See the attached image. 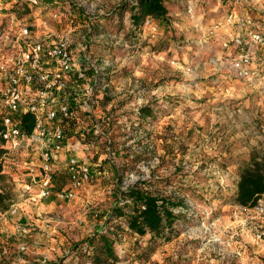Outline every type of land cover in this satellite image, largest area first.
Listing matches in <instances>:
<instances>
[{
    "label": "rangeland",
    "instance_id": "obj_1",
    "mask_svg": "<svg viewBox=\"0 0 264 264\" xmlns=\"http://www.w3.org/2000/svg\"><path fill=\"white\" fill-rule=\"evenodd\" d=\"M136 1L41 0L37 8L53 30L76 28L75 47L86 39L93 55L113 67L89 125L73 123L68 133L78 141L85 134L82 142L92 144L83 160L94 178L75 201L58 202L39 218L48 222L49 237L62 253L31 264H90L70 254L94 233L114 231L117 222L110 217L120 193L135 184L184 202L191 213L174 227L171 241L148 251L149 236L119 234L118 264H264V236L257 239L264 216L235 201L241 167L255 153L264 159V87L238 81L221 68V49L204 31L220 17L219 0H166L168 21L154 19L156 35L145 21L134 29ZM54 10L64 13L61 23L50 15ZM12 12L31 21L25 7ZM146 107L151 116L142 119ZM0 191L9 201L19 200L9 176L0 177ZM36 225L32 235H43Z\"/></svg>",
    "mask_w": 264,
    "mask_h": 264
},
{
    "label": "built area",
    "instance_id": "obj_2",
    "mask_svg": "<svg viewBox=\"0 0 264 264\" xmlns=\"http://www.w3.org/2000/svg\"><path fill=\"white\" fill-rule=\"evenodd\" d=\"M40 1L0 2V165L1 175L12 178L19 194V200L9 201L8 210L0 213V221H14L25 235L34 225L16 220L23 205L37 207L51 198L75 201L93 180L83 160L92 144L82 142L85 134L78 141L68 133L73 123L89 125L94 106L110 86L113 67L109 59L93 55L86 39L75 47L71 34L76 28L57 32L43 19L31 24L12 12L14 5L37 9ZM218 9L220 17L204 31L221 49V68L238 81L264 87V0H219ZM187 13L192 16L194 8L189 6ZM50 15L57 23L64 17L61 11ZM144 25L153 35L158 33L154 19L147 18ZM86 31L92 33L91 22ZM25 117L34 123L31 134L23 128ZM253 210L264 216V196ZM262 236L257 231V239ZM12 248L0 232V257ZM16 251V263L22 264L28 247L21 244Z\"/></svg>",
    "mask_w": 264,
    "mask_h": 264
},
{
    "label": "trees",
    "instance_id": "obj_3",
    "mask_svg": "<svg viewBox=\"0 0 264 264\" xmlns=\"http://www.w3.org/2000/svg\"><path fill=\"white\" fill-rule=\"evenodd\" d=\"M17 6L14 5L12 11ZM54 11L57 12V10ZM168 13L166 0H137L131 6V22L136 30L142 28L147 18L167 23ZM150 116L149 108L142 109V119ZM23 128L27 134H31L34 128L32 119L25 117ZM1 129L0 125V131ZM259 159L257 153L253 154L240 169L235 198L240 207L253 209L264 196V159L263 161ZM1 172L0 165V177ZM9 200V195L0 191V213L8 210ZM190 213V207L182 201L174 202L172 198L153 195L140 185H132L120 193L119 202L113 209L110 223L117 222V225H114V231L108 229L94 233L82 245H77V251L74 250L70 256L72 255V259L81 257L83 259L81 262L86 260L90 264H118L120 258L116 251V243L119 234L140 239L149 236V246L144 249L148 251L158 242L171 241L174 237V227L181 218L190 216Z\"/></svg>",
    "mask_w": 264,
    "mask_h": 264
},
{
    "label": "crops",
    "instance_id": "obj_4",
    "mask_svg": "<svg viewBox=\"0 0 264 264\" xmlns=\"http://www.w3.org/2000/svg\"><path fill=\"white\" fill-rule=\"evenodd\" d=\"M13 1L14 0H0V2L3 4H9ZM30 13L31 14H29V17L31 21L26 22H29L31 24H40L41 20L44 17H47L43 15L42 12L39 11V9L31 10ZM58 204L59 203L56 198H51L48 203H43L41 205H38L37 207L25 204L18 211L16 220L20 221V224L28 226L32 223L33 225L38 224L36 226H39L40 229H43V235H32V233L30 235H25L23 234V232L16 228V225L13 223L14 221H0L1 234L5 239L9 240L14 247L10 254L5 257H0V264H17V258L14 255L16 254L18 245L21 244L28 247V253L26 254L27 258L25 259L26 261H22V264H31L32 262L38 263L45 258L49 260H56V258L61 255L62 252H59L60 248L57 247L58 243L54 239L49 237L52 236L50 235L52 234L51 228L46 226L39 219H36L37 215H42L44 212H50L51 210H54L56 207H58ZM33 230H35V228ZM60 244L62 247H64L61 242Z\"/></svg>",
    "mask_w": 264,
    "mask_h": 264
}]
</instances>
